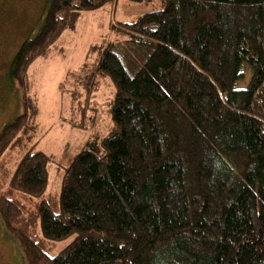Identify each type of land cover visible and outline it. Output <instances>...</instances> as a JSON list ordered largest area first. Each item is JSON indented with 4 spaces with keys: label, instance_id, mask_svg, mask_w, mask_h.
Returning <instances> with one entry per match:
<instances>
[{
    "label": "trees",
    "instance_id": "1",
    "mask_svg": "<svg viewBox=\"0 0 264 264\" xmlns=\"http://www.w3.org/2000/svg\"><path fill=\"white\" fill-rule=\"evenodd\" d=\"M158 1L99 47L85 89L110 79L113 126L63 168L59 197L47 193L52 160L25 89L0 131V162L18 154L0 213L27 264H264V0ZM113 2L44 0L12 80L25 86L82 12Z\"/></svg>",
    "mask_w": 264,
    "mask_h": 264
},
{
    "label": "rangeland",
    "instance_id": "2",
    "mask_svg": "<svg viewBox=\"0 0 264 264\" xmlns=\"http://www.w3.org/2000/svg\"><path fill=\"white\" fill-rule=\"evenodd\" d=\"M43 4L44 0H0V131L23 112L25 89L39 109L38 149L52 160L47 193L59 197L63 168L71 163L91 133H107L113 126L110 102L115 88L110 79L95 77L94 91L88 93L85 89L89 76L94 82L99 47L124 40L126 36L119 23L134 21L146 12L159 9L161 3L114 0L97 10L82 12L75 28L65 30L45 54L30 64L26 85L21 86L12 80L8 69L28 31L37 26ZM243 71L249 80L250 69L245 67ZM73 120L80 121L79 126L84 128L72 126ZM16 152L9 150L1 159L0 188L6 186V170L10 173L15 168ZM73 237L56 242L55 251L69 245ZM0 264H27L20 240L8 231L1 213Z\"/></svg>",
    "mask_w": 264,
    "mask_h": 264
}]
</instances>
